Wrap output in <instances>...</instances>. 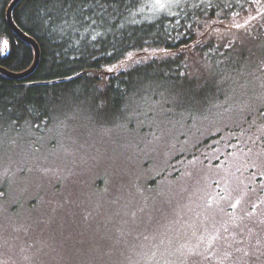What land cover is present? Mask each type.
<instances>
[{
	"label": "rangeland",
	"instance_id": "rangeland-1",
	"mask_svg": "<svg viewBox=\"0 0 264 264\" xmlns=\"http://www.w3.org/2000/svg\"><path fill=\"white\" fill-rule=\"evenodd\" d=\"M212 1L145 3L151 17ZM246 3L227 20L221 17L227 3L221 4L220 14L199 20L197 36L222 43L229 26L227 46L264 48V0ZM198 57L192 55L195 68L203 63ZM255 57L254 67L242 62L245 70L228 79L221 62L209 64L205 78L217 73L219 79L199 80L200 94L171 97L142 85L131 95L127 118L114 127L88 117L59 122L30 146L21 145L19 134L0 143V200L15 205L13 211L0 205V264H94L91 257L98 254L139 246L147 252L169 227L209 221L218 207L207 205L209 196L220 190L215 187L225 174L247 173L254 157L251 130L264 126V55ZM179 232L171 235L190 237Z\"/></svg>",
	"mask_w": 264,
	"mask_h": 264
},
{
	"label": "trees",
	"instance_id": "trees-1",
	"mask_svg": "<svg viewBox=\"0 0 264 264\" xmlns=\"http://www.w3.org/2000/svg\"><path fill=\"white\" fill-rule=\"evenodd\" d=\"M10 1L0 0V66L23 71L32 64L34 52L7 23ZM218 1L227 3V15H221L226 20L247 5L246 0H217L181 6L178 15L150 17L145 0H21L12 10L13 21L36 41L40 56L33 72L23 78L0 72V143L8 144L19 134L21 145L30 146L36 135L52 131L59 122L88 117L91 123L114 127L127 118L126 106L142 85L182 98L201 93L196 87L202 86L199 80L207 79L209 64L221 62L227 67L222 73L226 79L254 67L255 54L263 56L264 48L238 51L233 44L227 46L232 36L229 26L222 43L207 34L197 36L199 20L220 14L223 3ZM144 52L153 56L146 58ZM195 53L203 57L198 68L191 64ZM130 54L134 55L128 58ZM134 57L113 74L103 73L106 67ZM245 61L249 66L239 69ZM218 79L215 73L207 80ZM100 99L107 101L103 112L98 110ZM54 144L49 141V146ZM0 205L15 208L7 199Z\"/></svg>",
	"mask_w": 264,
	"mask_h": 264
},
{
	"label": "flooded vegetation",
	"instance_id": "flooded-vegetation-1",
	"mask_svg": "<svg viewBox=\"0 0 264 264\" xmlns=\"http://www.w3.org/2000/svg\"><path fill=\"white\" fill-rule=\"evenodd\" d=\"M251 133L250 169L221 179L215 187L220 190L207 202L218 203L209 221L169 227L162 239L150 242L147 252L139 246L137 251L130 247L127 252L98 254L91 257L94 264H264V126H255ZM174 231L190 237L178 240L171 235Z\"/></svg>",
	"mask_w": 264,
	"mask_h": 264
},
{
	"label": "water",
	"instance_id": "water-1",
	"mask_svg": "<svg viewBox=\"0 0 264 264\" xmlns=\"http://www.w3.org/2000/svg\"><path fill=\"white\" fill-rule=\"evenodd\" d=\"M21 0H11L7 6L6 9V20L7 23L9 25V27L11 28V30L22 40L28 42L32 47H33V52H34V58H33V62L30 65V67H28L27 69L23 70V71H12L9 69H6L3 66H0V72L4 75H6L9 78H13V79H20L25 77L26 75H29L31 72H33V70L35 69V67L38 64L39 61V56H40V51H39V47L38 44L36 43V41L29 36L28 34H26L25 32H23L13 21L12 18V10L13 8L18 4V2H20ZM129 60L124 61L122 64H120L116 69L112 70V71H103V73L105 75H110L113 74L114 72L118 71L119 69H121L124 65H126V63Z\"/></svg>",
	"mask_w": 264,
	"mask_h": 264
},
{
	"label": "snow or ice",
	"instance_id": "snow-or-ice-1",
	"mask_svg": "<svg viewBox=\"0 0 264 264\" xmlns=\"http://www.w3.org/2000/svg\"><path fill=\"white\" fill-rule=\"evenodd\" d=\"M157 2H159V0H157ZM161 6H163V5H161ZM7 46H8V42L4 41L3 42V47L6 48ZM106 106H107V101L104 100V99H100L99 104H98V110L100 112H103L105 110Z\"/></svg>",
	"mask_w": 264,
	"mask_h": 264
}]
</instances>
